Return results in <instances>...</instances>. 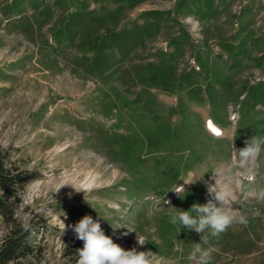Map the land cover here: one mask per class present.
Returning a JSON list of instances; mask_svg holds the SVG:
<instances>
[{"label":"rangeland","instance_id":"1","mask_svg":"<svg viewBox=\"0 0 264 264\" xmlns=\"http://www.w3.org/2000/svg\"><path fill=\"white\" fill-rule=\"evenodd\" d=\"M0 144L41 264H264V0H0Z\"/></svg>","mask_w":264,"mask_h":264},{"label":"trees","instance_id":"2","mask_svg":"<svg viewBox=\"0 0 264 264\" xmlns=\"http://www.w3.org/2000/svg\"><path fill=\"white\" fill-rule=\"evenodd\" d=\"M30 178L27 169L12 160L0 144V264H41L42 246L31 241L32 225L16 216ZM63 255L69 264H97L96 254L88 255L87 248L75 239L65 245Z\"/></svg>","mask_w":264,"mask_h":264},{"label":"bare ground","instance_id":"3","mask_svg":"<svg viewBox=\"0 0 264 264\" xmlns=\"http://www.w3.org/2000/svg\"><path fill=\"white\" fill-rule=\"evenodd\" d=\"M88 173V172H87ZM97 180V179H96ZM95 182V180L92 178V179H89V180H87L83 185H85V186H90L91 184H93ZM94 184H96V183H94ZM84 186V187H85ZM86 188H88V187H86ZM234 197H236V193L234 192V189L233 188H230V189H226L225 190V195H224V201L223 202H225L226 204H228V210L230 209V208H232L231 207V200H233L234 199Z\"/></svg>","mask_w":264,"mask_h":264}]
</instances>
